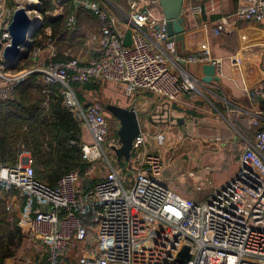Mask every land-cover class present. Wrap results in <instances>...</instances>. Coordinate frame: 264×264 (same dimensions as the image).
<instances>
[{"label": "built area", "instance_id": "built-area-1", "mask_svg": "<svg viewBox=\"0 0 264 264\" xmlns=\"http://www.w3.org/2000/svg\"><path fill=\"white\" fill-rule=\"evenodd\" d=\"M20 1L23 3L16 8L10 0L0 4V107L14 100L15 88L31 74L39 75L44 85H61L63 105L78 112L91 138V143L81 139L77 143L80 158L91 166L84 176L91 178L97 164L108 172L83 190L77 170L64 174L55 187L38 181L32 157L23 147L16 164L0 165V190L16 191L24 200L17 226L28 244L38 249L10 264H181L183 247L189 256L183 264H264V128L258 120L250 121L254 135L240 152L235 176L203 199L183 197L161 181L160 157L145 149L148 139L141 132L131 152V156H139V165L129 182L107 158L110 125L102 108L91 104L82 109L70 83L112 82L123 85L127 97L149 92L168 102L198 91L199 82L183 72H173L164 57L162 43L170 53L175 52L166 21L141 11L140 0H125L129 11L125 20L133 28L131 45L125 46V33L118 29L116 16L100 4L54 0L56 11L51 19H57L65 8L72 11L66 18L68 28L76 23L74 10L84 9L97 17L99 31L89 40L99 55L88 62L73 57L55 61V47L50 43L51 52L41 67L11 74L15 64L6 62L2 52L10 42L8 26L14 11L25 8L34 22L25 35L28 44L42 20V0ZM35 6L39 11L30 9ZM233 17L264 22V0H239ZM227 23V18L222 19L214 34L219 35ZM41 52L42 46L34 47L28 56L36 62ZM227 60L233 65L240 63L236 56ZM187 61L210 64L217 70L222 64V59L210 57L208 51L189 56ZM245 91L250 98L264 100V88ZM70 144L76 145L75 141ZM116 144L111 149L119 147L118 141ZM164 144V136L155 138V146ZM202 190L196 186L195 193Z\"/></svg>", "mask_w": 264, "mask_h": 264}, {"label": "crops", "instance_id": "crops-1", "mask_svg": "<svg viewBox=\"0 0 264 264\" xmlns=\"http://www.w3.org/2000/svg\"><path fill=\"white\" fill-rule=\"evenodd\" d=\"M93 1L100 4L107 11L109 8L113 9L114 7L107 0ZM110 1L113 3L118 1L122 5V7L114 8L116 22L118 29L125 33L124 45L130 46V34L133 28L125 20V15L127 16L129 12L126 1ZM150 5L154 10V13L150 12L153 17L163 18L157 0H140L141 11H147ZM238 7L239 0H184L183 17L185 26L183 40L173 42L175 45L174 54L166 49L165 43L159 45L171 70L177 74L183 72L196 79L199 82L198 91L182 96L176 101L168 102L149 92H138L132 97H127L123 85L112 82H99V85L112 84L120 91L121 95L117 94V98H115L117 102L112 105L126 109L131 108L135 111L140 132L144 133L147 139L149 138V144L152 147H158L154 145L153 140L162 135L165 137V144L159 148H162L164 153L168 155L171 149L176 148L175 151L188 149L189 151H198L201 158H204L211 168L217 166V170L221 169L220 171H223L228 165H233L235 167L234 173H230L224 181L218 183L215 187L223 185L235 176L240 152L245 142L254 135L255 130L250 126L251 119L256 118L264 128V100L250 98L245 91L264 88V22L256 24L235 19L233 15ZM77 13L78 16H75L79 31L77 30L76 33L70 35L69 41L66 39L60 43L58 42L59 36L52 39L50 29L46 30V35L49 38L45 42V46L43 45L42 58L38 57L36 62H43L50 54V43L55 47V61L67 60L74 56L73 50L80 51L81 57L74 58L79 59L81 62H88L99 55L95 44L89 40V37L98 33L99 20L84 9ZM52 14L49 17L50 20L54 19H51ZM60 16H63V14ZM226 18L228 23L225 25L224 30L219 35H215L214 29L222 19ZM76 43L81 44L79 46H82L84 51L75 50ZM205 51H208L212 58L222 59L220 70L216 69L215 73L219 81L211 82L209 85L202 82V65L204 63H190L187 61L189 56H200ZM157 52L159 51L157 50ZM230 56H236L240 60L239 65L230 63L227 60ZM34 67H36L35 64ZM96 91H99V89L93 91L81 90L77 94L75 93L78 105L82 109L89 107L92 104L93 93L95 94ZM109 94L113 96L112 93ZM101 108L104 113V107ZM104 117L106 118V116ZM116 122V127L119 128V123ZM115 130L117 131V129ZM173 134L178 135H176L177 140L184 138L181 142L180 140L178 142L173 140L175 148L170 146L172 145L170 141ZM81 138L84 140L85 138L90 139L89 143H91L90 135L83 126ZM115 140L118 141L117 136ZM238 150V157H232ZM148 152H153L161 157L160 154L154 151V148ZM118 161L120 162V160ZM179 167L181 168V166ZM104 169L105 174L97 181L103 179L108 172L107 168ZM190 176H194V172H191ZM216 177L218 178V175ZM87 178L90 179V177ZM191 183L200 186L192 178ZM165 185L169 186V184ZM195 196L197 197L198 194L194 192L186 197L193 198Z\"/></svg>", "mask_w": 264, "mask_h": 264}, {"label": "trees", "instance_id": "trees-1", "mask_svg": "<svg viewBox=\"0 0 264 264\" xmlns=\"http://www.w3.org/2000/svg\"><path fill=\"white\" fill-rule=\"evenodd\" d=\"M40 3L42 20L21 59L11 68L12 72L34 66L28 51L43 46L49 38L46 30L50 29L52 39L59 36L60 43L66 39L69 41L70 35L79 31L76 23L71 28L66 26L70 10L65 8L63 16L50 20L55 10L54 0H42ZM81 10L74 11L75 15L78 16L77 12ZM98 85L97 81L70 83L76 94L81 90H98ZM62 89L61 85H44L37 74L29 75L15 88L14 100L0 107V165L16 164L23 147L32 157L38 181L55 187L64 174L77 170L79 185L87 190L97 181L84 176L91 166L80 158L77 146L83 123L78 112L63 105ZM72 141H75V146L70 144ZM23 205L24 200L16 191L0 190V264L16 258L27 239L17 226L18 217L15 216Z\"/></svg>", "mask_w": 264, "mask_h": 264}, {"label": "rangeland", "instance_id": "rangeland-1", "mask_svg": "<svg viewBox=\"0 0 264 264\" xmlns=\"http://www.w3.org/2000/svg\"><path fill=\"white\" fill-rule=\"evenodd\" d=\"M12 5L14 6V8H16L17 6H19L21 3L20 0H10ZM110 4H112L114 7L113 9L109 8V12L112 14H116L114 8L116 7H122V5H120V2L116 1V3H113L110 0H107ZM2 9L5 10V2L3 3ZM148 13H154V10L152 8V6L150 5L147 9ZM41 17V16H40ZM77 45L74 46L75 50L79 49L82 50V46H79L81 44L76 43ZM45 46V43H44ZM44 46H42V48H44ZM84 51V50H82ZM74 54V57H78L80 58V51L76 52V51H72ZM41 57V55H40ZM42 58V57H41ZM79 60V59H78ZM41 62L42 61H38V62H33L36 67L32 66L31 68H26L24 70H30L32 68H39L41 67ZM18 63V62H17ZM16 63V64H17ZM19 72V71H18ZM23 72V70H22ZM11 74H14L15 72H10ZM99 86V91H96L95 94L93 93V99H92V104H97L100 107H104L105 105H112L114 102H117L115 100V98H117V94H120V91L112 84H101L98 85ZM109 93H112V95H110ZM115 95V96H114ZM104 116H106L108 123L110 125V138L108 141V144L105 145V151L107 154V158L109 160V162L116 168V170L119 172L121 177L126 178L129 182L135 177L137 169H138V165H139V156L133 154L132 157L130 158V162L126 163L122 160H120L121 162L124 163V165H122V163L120 164V162L118 161L117 157L115 156L113 150L111 149V145H117L116 144V135L115 132H117L115 129L118 130V128L116 127V120H114L112 118V116L110 117L109 113H106V111L104 110L103 113ZM177 134H173L171 137V141L170 143L172 145L171 148H175V143L173 142V140H175V142H178L180 140V142L184 139H179L177 140L176 138ZM178 136V135H177ZM175 138V139H174ZM80 139H82L80 137ZM149 139V138H148ZM155 140V138H154ZM153 140V141H154ZM81 141L85 142V143H89L90 139H82ZM110 144V145H109ZM178 146V145H177ZM168 147V146H167ZM166 147V148H167ZM156 151L158 154L161 155L160 160L162 162V172H161V181L165 184H169V186H167L168 188L170 187L172 189L173 192L180 194L183 197L186 196H190L195 192V188L196 185H192L191 183V178L192 180H194V182L196 184H199L202 187V191L198 193L197 199L199 198H204L206 197L211 190L220 182L224 181L230 173H234V169L235 167L233 165H228V167H226L223 171H220L221 169L217 170V166H213L211 168V166H208L205 159L201 158L200 154L198 153V151H194V150H188V149H184V150H176L175 149H171L169 155L164 153L162 148L159 147H152L149 144V140L148 143H146L145 145V149L147 151H151L153 150ZM239 150L237 151V153L235 155H232V157H238ZM157 155V154H156ZM181 166V168L179 166ZM208 166V167H207ZM184 168H186L184 170ZM190 169V170H189ZM105 169L102 168L101 165L97 164L95 166V170L91 175L90 180L92 181H97L98 179L102 178L103 175L105 174ZM191 172H194V176H190L189 174ZM218 175V178L216 177ZM169 188V189H170ZM191 198V197H189ZM193 198H196L193 197ZM7 204V202H6ZM17 211V210H16ZM18 211L17 214L15 216L18 217ZM38 249H34L32 246H30L28 244V241L25 239L23 246L21 248V250L18 252L16 258L14 259H10L6 262V264H10L11 262H16L17 261H22L28 257H30L31 255H34L37 252Z\"/></svg>", "mask_w": 264, "mask_h": 264}, {"label": "water", "instance_id": "water-1", "mask_svg": "<svg viewBox=\"0 0 264 264\" xmlns=\"http://www.w3.org/2000/svg\"><path fill=\"white\" fill-rule=\"evenodd\" d=\"M2 1L0 0V4ZM157 1L161 9L162 17L166 21V31L169 36V41L181 42L183 40L185 26L183 17L184 0ZM30 9L39 11V6L31 7ZM33 23L25 8H18L14 11L8 26L10 42L2 52V58L6 62L14 65L21 59L23 54L21 50L28 44L25 35L32 28ZM155 30H158V26H155ZM215 73L216 69L213 65H202V82L207 85L211 82H218L219 78ZM104 110L119 123V128L116 132L119 147H113L112 150L118 160H123L128 163L131 158L133 141L140 132L137 115L131 108H120L114 105H105ZM179 256L181 257V264L189 258L186 247L181 248Z\"/></svg>", "mask_w": 264, "mask_h": 264}]
</instances>
